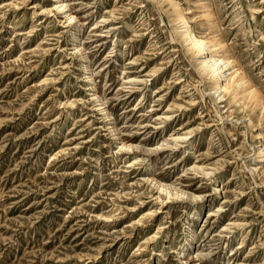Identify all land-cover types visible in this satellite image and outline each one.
<instances>
[{
	"label": "rangeland",
	"instance_id": "obj_1",
	"mask_svg": "<svg viewBox=\"0 0 264 264\" xmlns=\"http://www.w3.org/2000/svg\"><path fill=\"white\" fill-rule=\"evenodd\" d=\"M174 2L256 108L167 1L0 0V264H264V0Z\"/></svg>",
	"mask_w": 264,
	"mask_h": 264
},
{
	"label": "bare ground",
	"instance_id": "obj_2",
	"mask_svg": "<svg viewBox=\"0 0 264 264\" xmlns=\"http://www.w3.org/2000/svg\"><path fill=\"white\" fill-rule=\"evenodd\" d=\"M165 1L175 7V14L177 16L176 19H178L179 23H181L179 26V36L184 39L189 46V49H191L199 57V66L202 73L207 74L213 83L212 88L214 89V95L212 94V97L214 100L216 101L219 98H224L226 94H229L231 96L230 102L239 104V107L237 108L244 107L245 104H252L254 105V108H256V106L259 105L257 100H260L261 98L260 93L257 88H252L248 93L246 92L248 79L244 76L240 67H234L236 66L234 64L235 60L231 59L229 56L222 59L220 58L219 50L223 47L221 42L213 41L211 45H207L208 43H206L204 39L200 38L192 31L185 15L181 9L177 7L174 0H163V2ZM227 71H229V74ZM226 73V78H224V74ZM261 107L264 108V100ZM249 121L250 124H254L252 118H250ZM260 134L261 133H258L257 135ZM258 150V155L255 158L256 163L264 161V147L262 144L259 145ZM220 193L221 189L218 185L215 187L214 194ZM193 239L194 237H191V243L193 242Z\"/></svg>",
	"mask_w": 264,
	"mask_h": 264
}]
</instances>
